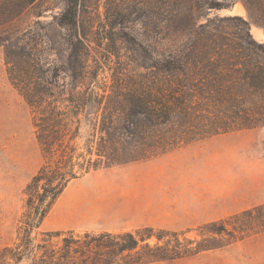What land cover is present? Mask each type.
I'll list each match as a JSON object with an SVG mask.
<instances>
[{
  "label": "rangeland",
  "instance_id": "374dc122",
  "mask_svg": "<svg viewBox=\"0 0 264 264\" xmlns=\"http://www.w3.org/2000/svg\"><path fill=\"white\" fill-rule=\"evenodd\" d=\"M102 2L86 0L78 9L79 40L58 24L64 0H43L0 26V36H10L7 49L0 46V250L16 240L23 190L42 164L34 114L12 83L51 93L58 100L93 92L96 99L86 105L77 99L73 104L55 103L76 111L67 138L72 134L81 152L89 139L99 138L103 107H111L110 99L126 90L128 80L149 76V66L166 49L163 35L135 14L130 21L117 18L112 25L117 37L125 36L123 41L101 39L95 30L104 18ZM200 14L194 28L207 25L218 29L214 34L232 39L243 25L227 18L237 16L248 22L250 38L264 45V28L248 16L240 0L230 8ZM257 32L261 35L256 36ZM186 33L179 30L175 35L176 46L187 42ZM6 52L13 65L6 64ZM28 82L32 84L24 86ZM199 113L193 117L196 124ZM205 124L210 126L208 121ZM212 147L222 149L211 153ZM261 205L264 126L207 136L147 160L90 171L67 186L38 233L134 232L148 227L183 234L180 240L198 241L199 227ZM156 264H264V232L219 250Z\"/></svg>",
  "mask_w": 264,
  "mask_h": 264
},
{
  "label": "trees",
  "instance_id": "16d2710c",
  "mask_svg": "<svg viewBox=\"0 0 264 264\" xmlns=\"http://www.w3.org/2000/svg\"><path fill=\"white\" fill-rule=\"evenodd\" d=\"M42 1L0 0V26ZM85 1L64 0L65 8L58 19L59 26L77 40L81 37L78 9ZM102 1L104 18L95 30L101 39L123 41L125 36L117 37L112 25L117 18L130 21L135 14L163 35L168 42L166 49L149 66V76L128 80L123 87L126 90L110 99L111 107H103L99 138L89 139L81 152H77L76 138L72 134L67 138L76 111L61 109L55 103L73 104L77 99L86 105L96 99L93 92L58 100L51 93L24 89L12 80L34 114L42 164L23 190L16 240L0 250V264L168 263L264 232L261 205L199 227L198 241L180 240L183 234L148 227L134 232L38 233L67 186L90 171L147 160L207 136L264 126V45L250 38L248 22L237 16L227 18L243 25L232 39L214 34L218 29L207 25L194 28L202 11L230 8L237 0ZM240 1L248 16L264 28V0ZM184 22L187 27L181 29ZM179 30L189 36L182 47L174 42ZM9 40V34L0 36V46L7 49ZM7 58L6 52V64L13 65ZM198 111L201 122L196 124L193 117ZM117 116L120 120L116 122ZM124 135L131 138H119Z\"/></svg>",
  "mask_w": 264,
  "mask_h": 264
},
{
  "label": "crops",
  "instance_id": "0c3cea01",
  "mask_svg": "<svg viewBox=\"0 0 264 264\" xmlns=\"http://www.w3.org/2000/svg\"><path fill=\"white\" fill-rule=\"evenodd\" d=\"M241 147V146H240ZM220 149H222V148H220V147H215V148H211V153H213V152H219V150Z\"/></svg>",
  "mask_w": 264,
  "mask_h": 264
},
{
  "label": "bare ground",
  "instance_id": "6f19581e",
  "mask_svg": "<svg viewBox=\"0 0 264 264\" xmlns=\"http://www.w3.org/2000/svg\"><path fill=\"white\" fill-rule=\"evenodd\" d=\"M256 34V36H260L261 35V33L260 32H257V33H255ZM77 194V196H79L80 194H79V192H76ZM73 198V197H72Z\"/></svg>",
  "mask_w": 264,
  "mask_h": 264
},
{
  "label": "water",
  "instance_id": "95a60500",
  "mask_svg": "<svg viewBox=\"0 0 264 264\" xmlns=\"http://www.w3.org/2000/svg\"><path fill=\"white\" fill-rule=\"evenodd\" d=\"M231 12H232V13H235V12H234V8H231Z\"/></svg>",
  "mask_w": 264,
  "mask_h": 264
}]
</instances>
